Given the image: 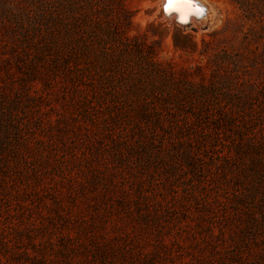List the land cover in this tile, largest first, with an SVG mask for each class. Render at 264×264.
<instances>
[{
	"label": "rangeland",
	"instance_id": "1",
	"mask_svg": "<svg viewBox=\"0 0 264 264\" xmlns=\"http://www.w3.org/2000/svg\"><path fill=\"white\" fill-rule=\"evenodd\" d=\"M200 1L0 0V264H264V0Z\"/></svg>",
	"mask_w": 264,
	"mask_h": 264
},
{
	"label": "bare ground",
	"instance_id": "2",
	"mask_svg": "<svg viewBox=\"0 0 264 264\" xmlns=\"http://www.w3.org/2000/svg\"><path fill=\"white\" fill-rule=\"evenodd\" d=\"M165 2L166 0H163V10L165 8ZM197 9H199V13H197ZM208 9L206 5H204L200 0H194V7L189 10L188 14L183 17V20L181 18V14L177 13L176 11L166 12L164 10V13L169 17H174L177 22L181 24H189L194 20L203 19L205 15H207Z\"/></svg>",
	"mask_w": 264,
	"mask_h": 264
},
{
	"label": "snow or ice",
	"instance_id": "3",
	"mask_svg": "<svg viewBox=\"0 0 264 264\" xmlns=\"http://www.w3.org/2000/svg\"><path fill=\"white\" fill-rule=\"evenodd\" d=\"M194 7V0H166L164 10L166 12L176 11L181 14V18L186 16ZM199 13V9L196 10Z\"/></svg>",
	"mask_w": 264,
	"mask_h": 264
},
{
	"label": "trees",
	"instance_id": "4",
	"mask_svg": "<svg viewBox=\"0 0 264 264\" xmlns=\"http://www.w3.org/2000/svg\"><path fill=\"white\" fill-rule=\"evenodd\" d=\"M247 6L248 5H246V4H240L241 9H243L244 11L247 10V8H248Z\"/></svg>",
	"mask_w": 264,
	"mask_h": 264
}]
</instances>
